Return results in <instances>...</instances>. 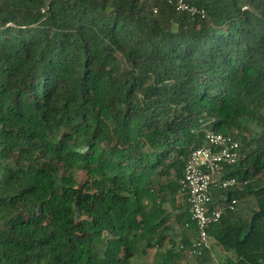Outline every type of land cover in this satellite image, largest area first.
<instances>
[{"label":"trees","instance_id":"1","mask_svg":"<svg viewBox=\"0 0 264 264\" xmlns=\"http://www.w3.org/2000/svg\"><path fill=\"white\" fill-rule=\"evenodd\" d=\"M182 1L204 16L0 0V264H180L195 232L179 182L205 130L240 139L223 195L255 201L207 235L220 264H264V0Z\"/></svg>","mask_w":264,"mask_h":264},{"label":"built area","instance_id":"2","mask_svg":"<svg viewBox=\"0 0 264 264\" xmlns=\"http://www.w3.org/2000/svg\"><path fill=\"white\" fill-rule=\"evenodd\" d=\"M168 4L177 12L204 16L182 0H168ZM240 147L241 141L235 133L223 135L205 130L203 144L193 150L185 162L179 186L181 193L187 195L190 222L195 232L191 248L187 250L191 257H199L203 252L211 255L207 230L219 223L224 211H233L239 203L237 198L225 201L223 194L238 187V182L225 175V171L239 163ZM216 194L220 196L218 202L214 200Z\"/></svg>","mask_w":264,"mask_h":264},{"label":"rangeland","instance_id":"3","mask_svg":"<svg viewBox=\"0 0 264 264\" xmlns=\"http://www.w3.org/2000/svg\"><path fill=\"white\" fill-rule=\"evenodd\" d=\"M241 124L244 128L250 130V131H254L256 130V126L251 122L249 121L248 119H242L241 121ZM248 135V133H247ZM76 177H77V180L78 181H82L83 180V174H78L76 173ZM216 202H218V198H215L214 199ZM224 200L226 201V196L224 198ZM255 207V201L253 200V198L250 196H247L245 198H242L239 200V203L236 207V212L238 214H241V215H246L248 216V218L250 217L251 215V210H253V208ZM168 209V211L170 212V218L168 219V221L165 223V225L170 228H173L171 231H168L167 232V237L164 241V245L167 246L170 241H174L176 243H179V240H180V236H181V233L178 229H175L173 226L175 225L174 224V219H173V212H171V210L169 209L168 206H165L164 209ZM173 213V214H172ZM189 236H192L191 234H189ZM211 257H209V261L208 263L206 262H202L200 257H191L190 255H188L187 253L185 252H182L183 256H182V259L181 261L179 262L180 264H220V255L218 253V250H215L214 249V246L211 245ZM153 251L150 252L149 255L145 256V257H142L141 259H138V260H135L133 264H151L152 263V258H153ZM199 258V259H198ZM220 258V259H219Z\"/></svg>","mask_w":264,"mask_h":264},{"label":"crops","instance_id":"4","mask_svg":"<svg viewBox=\"0 0 264 264\" xmlns=\"http://www.w3.org/2000/svg\"><path fill=\"white\" fill-rule=\"evenodd\" d=\"M218 196H219V195H217V194L214 195V199H215V198H219ZM211 245H213V246H214V249H215V250H218V253L221 254V255H220V258H223L224 253L220 250V248L216 247L213 241H211ZM220 258H219V259H220Z\"/></svg>","mask_w":264,"mask_h":264},{"label":"clouds","instance_id":"5","mask_svg":"<svg viewBox=\"0 0 264 264\" xmlns=\"http://www.w3.org/2000/svg\"><path fill=\"white\" fill-rule=\"evenodd\" d=\"M218 197H220V196H218ZM210 243H211V240H210ZM212 247V246H211ZM212 250V249H211ZM212 252V251H211ZM210 257H211V255H210Z\"/></svg>","mask_w":264,"mask_h":264}]
</instances>
